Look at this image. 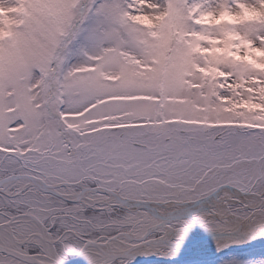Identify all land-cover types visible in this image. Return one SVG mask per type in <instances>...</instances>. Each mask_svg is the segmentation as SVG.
Listing matches in <instances>:
<instances>
[{
	"label": "snow or ice",
	"instance_id": "1",
	"mask_svg": "<svg viewBox=\"0 0 264 264\" xmlns=\"http://www.w3.org/2000/svg\"><path fill=\"white\" fill-rule=\"evenodd\" d=\"M264 264V0H0V264Z\"/></svg>",
	"mask_w": 264,
	"mask_h": 264
},
{
	"label": "water",
	"instance_id": "2",
	"mask_svg": "<svg viewBox=\"0 0 264 264\" xmlns=\"http://www.w3.org/2000/svg\"><path fill=\"white\" fill-rule=\"evenodd\" d=\"M82 257L77 258L78 263L81 261Z\"/></svg>",
	"mask_w": 264,
	"mask_h": 264
},
{
	"label": "bare ground",
	"instance_id": "3",
	"mask_svg": "<svg viewBox=\"0 0 264 264\" xmlns=\"http://www.w3.org/2000/svg\"><path fill=\"white\" fill-rule=\"evenodd\" d=\"M84 262V263H83ZM80 264H86V261L83 259L82 262Z\"/></svg>",
	"mask_w": 264,
	"mask_h": 264
}]
</instances>
